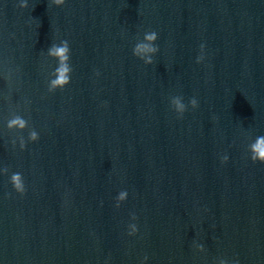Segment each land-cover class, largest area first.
Instances as JSON below:
<instances>
[{
	"label": "water",
	"instance_id": "obj_1",
	"mask_svg": "<svg viewBox=\"0 0 264 264\" xmlns=\"http://www.w3.org/2000/svg\"><path fill=\"white\" fill-rule=\"evenodd\" d=\"M258 136L264 0H0V264H264Z\"/></svg>",
	"mask_w": 264,
	"mask_h": 264
},
{
	"label": "clouds",
	"instance_id": "obj_2",
	"mask_svg": "<svg viewBox=\"0 0 264 264\" xmlns=\"http://www.w3.org/2000/svg\"><path fill=\"white\" fill-rule=\"evenodd\" d=\"M51 3L55 4L56 7H61L64 5L65 0H51ZM20 7L27 8L28 5L26 2H22L20 4ZM157 39V34L155 32H147L145 34V40L149 43H141L136 45L134 49V55L139 56L143 52H156L158 49L156 47H153L151 42L155 41ZM201 52H203V45L201 46ZM49 55L52 56L54 59L58 61V67L55 70L56 78L51 81L50 91L60 89L63 90L67 85L70 83V76L72 72V68L70 67V48L67 41H61L60 44L52 45L49 49ZM203 60V55H201L197 63H201ZM146 63H151V59L149 58ZM174 103L176 105L177 111L181 114V117L183 116L185 112V106L183 103H181L179 98H176L174 100ZM191 106L193 109H196L198 107V102L195 98H193L191 101ZM9 129H19L23 130L27 127V121L20 116H16L13 119H11L8 122ZM29 139L34 143L39 140L38 133L33 130L29 133ZM21 147H24V144H21ZM249 152H250V159L253 163H261L264 164V136H258L255 141L249 146ZM228 160V157L225 156L222 159V163H226ZM7 169H3V173H7ZM10 183L12 184L14 190L19 193L20 195H23L25 192V186H24V180L20 173H13L10 178ZM127 192L122 191L119 195V200L124 201L127 197ZM117 207H119V204H117ZM135 218V217H134ZM137 231L136 228H133V233ZM133 233H129V235H132ZM147 259V257H145Z\"/></svg>",
	"mask_w": 264,
	"mask_h": 264
}]
</instances>
